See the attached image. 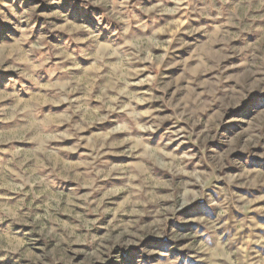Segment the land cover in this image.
<instances>
[{
  "label": "rangeland",
  "instance_id": "rangeland-1",
  "mask_svg": "<svg viewBox=\"0 0 264 264\" xmlns=\"http://www.w3.org/2000/svg\"><path fill=\"white\" fill-rule=\"evenodd\" d=\"M0 264H264V0H0Z\"/></svg>",
  "mask_w": 264,
  "mask_h": 264
}]
</instances>
